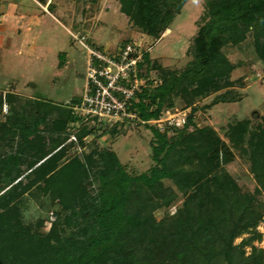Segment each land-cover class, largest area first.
Returning a JSON list of instances; mask_svg holds the SVG:
<instances>
[{"label": "trees", "instance_id": "16d2710c", "mask_svg": "<svg viewBox=\"0 0 264 264\" xmlns=\"http://www.w3.org/2000/svg\"><path fill=\"white\" fill-rule=\"evenodd\" d=\"M184 1L120 0V9L130 10L134 23L147 34L158 36L169 27ZM203 17L189 48L192 58L182 70L174 73L159 68L155 83L145 73L147 85L130 104L141 118L158 117L164 108L173 107L175 94H186L192 102L223 87L245 85L242 76H231L239 63L233 62L223 47L240 42L250 29L257 31L255 51L264 61V37L258 35L259 30L264 35V0H206ZM144 62H151L149 51L139 66ZM226 92L217 94L214 103L235 99ZM5 97L10 111L0 122V264H190L184 240L188 234L191 236L192 219L203 222L198 213L206 201L221 204L222 196H227L218 175L212 176L215 189L210 187L211 182L201 181L170 222L157 220L153 211L163 204L160 198L164 196V178L174 179L185 189L220 166L221 158L225 162L229 159L228 143L211 126L194 124L197 105L190 106L180 126L168 125L160 131L144 123L154 135L150 142L153 163L147 171L130 173L112 150L99 151L98 158L86 155V163L76 155L58 165L67 149L84 142L85 135L95 127L105 126L86 119L77 140L67 141L70 123L75 119L71 105L81 96L64 102L24 97L16 92H6ZM1 100L0 92V104ZM248 124L249 119L229 124L227 133L233 144L243 142ZM46 131L58 132L49 145ZM254 135L249 140L250 150L258 165H264V128ZM14 136L18 137L15 149ZM58 145L60 148L47 156ZM195 158L199 168L187 171L182 167ZM23 173L28 186L39 181L44 191L55 188L59 192L57 220L44 235L35 234L20 219V195L27 188L18 178ZM92 174L98 185L88 188ZM41 180H45L44 186ZM153 194L157 197L152 198ZM78 195L83 200L76 208L73 203ZM257 221L254 215L243 222L232 220L225 251L228 261L231 238ZM213 243L208 244L210 251Z\"/></svg>", "mask_w": 264, "mask_h": 264}, {"label": "rangeland", "instance_id": "374dc122", "mask_svg": "<svg viewBox=\"0 0 264 264\" xmlns=\"http://www.w3.org/2000/svg\"><path fill=\"white\" fill-rule=\"evenodd\" d=\"M52 2L60 6L58 10H53V15L69 25L75 34L79 31L85 32L92 45L113 52L126 41L132 40L142 49H147L151 62H144L141 69L144 84L147 85L145 73L155 83L159 80V68L175 70L174 73H178L192 58L189 48L199 25L204 21L206 0H185L169 27L158 36L147 34L141 25L134 23L130 18V10L121 11L120 0ZM2 5L7 9H15L19 5L21 9L33 13V16H27L24 20V23H30L29 29L23 24L21 34H12L15 41L22 42L21 54L18 55L11 48V53L0 63V122L5 121L10 111L5 97L8 91L5 92L4 87L15 86L16 82L17 89L23 92L21 95L24 97L40 96L64 102L74 95L82 96L87 66L86 49L50 14L43 13L45 23L39 25V14H42L39 12V0H0V10ZM18 15H13L15 17L9 22L11 25L18 24ZM11 33L14 32L10 30ZM258 35L259 38L264 37L261 30ZM256 36L257 31L250 29L240 42L228 43L223 47L225 54L233 62L239 63L231 76H242L245 85L223 87L205 96L196 97L192 102L186 94H175L174 106L163 110H170L172 114L184 111L188 113L191 105H197L194 124L199 127L211 126L228 143L230 150L228 161L221 158L220 166L208 171L188 188H182L172 178L163 179L165 190L164 196L160 198L163 204L155 208L153 213L157 220L165 223L175 219L180 209L184 208V200L201 181L211 182L210 187L215 189L213 175H218L223 190L227 193L224 197L219 192L223 195L221 204L211 200L206 201L202 209L198 208L203 222H199L198 218L192 219L191 236L188 234L184 240V244L188 246L190 264H264V165H258V159L253 156L249 146L251 137H255L254 134L264 128V61L259 59L255 51ZM224 91H227L228 97L234 96L235 99L214 103L217 94ZM4 102L8 105L7 112L3 110ZM240 119H249V129L243 142L235 145L227 132L229 124ZM104 125L95 127L85 135L81 144L77 143L73 149H67L58 165L76 155L86 163V155L98 158L99 151L112 150L128 172L147 171L153 163L150 142L154 135L151 127L144 123L120 121L106 122ZM80 128L81 126L76 134ZM44 134L49 145L58 132L46 131ZM63 135L64 132H61L60 136ZM13 138L12 147L15 149L18 137ZM60 146L53 148L47 156L56 152ZM182 167L190 171L200 165L195 158L190 163H184ZM25 173L18 177L23 181V186H27L20 195L19 216L35 234L44 235L51 231L53 222L57 220V210L60 209L59 192L55 188L44 191L39 187V181L28 186ZM88 180V188L98 185L94 174L89 175ZM40 185L44 186L45 180H41ZM155 197L157 195L153 194L152 198ZM82 200V195L76 196L73 205L77 208ZM253 215L258 218L257 223L250 224L231 238L228 249L231 259L228 261L225 251L232 220L243 222L245 219L251 220ZM212 241L214 246L213 251H210L208 244Z\"/></svg>", "mask_w": 264, "mask_h": 264}, {"label": "built area", "instance_id": "2783aa9c", "mask_svg": "<svg viewBox=\"0 0 264 264\" xmlns=\"http://www.w3.org/2000/svg\"><path fill=\"white\" fill-rule=\"evenodd\" d=\"M0 13V21H1ZM72 35L87 51L86 82L80 100L71 105V131L68 141H76V130L82 122L89 119L94 125L111 121L126 123H151L160 131L168 125H182L187 112L173 113L170 110L161 112L158 117L143 119L130 104L136 99L143 87L142 66H139L147 49L138 43L128 40L115 51L109 52L92 45L85 32ZM3 110L8 105L3 103Z\"/></svg>", "mask_w": 264, "mask_h": 264}, {"label": "crops", "instance_id": "0c3cea01", "mask_svg": "<svg viewBox=\"0 0 264 264\" xmlns=\"http://www.w3.org/2000/svg\"><path fill=\"white\" fill-rule=\"evenodd\" d=\"M17 8H13L10 7L9 9L5 8L4 5H2V9L0 10L1 13V21H0V63L3 62V59L5 56L9 55V53H11V48L12 50H15L18 55L21 54V50H22V42L20 41H15L14 39V35L17 34H21L23 29L22 26L23 24H25L28 29H29V25L30 23L25 22L24 20H26L27 16H33V13L28 12L26 10L21 9V7L19 5H16ZM60 6H56L52 0H46L44 2L39 0V12H42V14H39V25L40 23H45L43 22L44 20V14H50L51 16H53L58 22L61 23L62 26L68 31L70 32V34H72L73 29H71L69 27V25L64 24L63 22H61L60 20H58V18L53 15V10H58ZM44 13V14H43ZM15 14H19L17 19H18V24L17 25H11L9 22L11 20L12 17H15L13 15ZM16 19V21H17ZM71 25L73 26V21L71 20ZM10 30L14 33L10 34ZM14 34V35H12ZM85 82H86V71H85ZM85 82H84V86H85ZM15 83V82H14ZM12 83V84H14ZM17 82L15 84V86L11 85V86H6L5 88V92H16L19 94H22L20 92L19 89H17ZM84 90V87H83ZM27 94V93H26ZM36 96V95H34ZM37 97V96H36ZM39 97V96H38ZM74 97H77L74 95Z\"/></svg>", "mask_w": 264, "mask_h": 264}]
</instances>
